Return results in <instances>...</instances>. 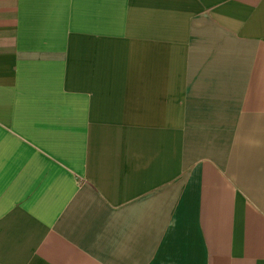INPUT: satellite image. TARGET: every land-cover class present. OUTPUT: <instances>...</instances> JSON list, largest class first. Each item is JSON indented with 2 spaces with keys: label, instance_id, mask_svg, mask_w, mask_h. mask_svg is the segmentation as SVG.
Masks as SVG:
<instances>
[{
  "label": "crops",
  "instance_id": "obj_1",
  "mask_svg": "<svg viewBox=\"0 0 264 264\" xmlns=\"http://www.w3.org/2000/svg\"><path fill=\"white\" fill-rule=\"evenodd\" d=\"M0 264H264V0H0Z\"/></svg>",
  "mask_w": 264,
  "mask_h": 264
}]
</instances>
